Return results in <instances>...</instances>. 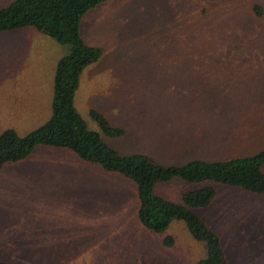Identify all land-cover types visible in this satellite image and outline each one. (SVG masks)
I'll return each instance as SVG.
<instances>
[{"label":"rangeland","instance_id":"374dc122","mask_svg":"<svg viewBox=\"0 0 264 264\" xmlns=\"http://www.w3.org/2000/svg\"><path fill=\"white\" fill-rule=\"evenodd\" d=\"M13 1L0 0V9ZM81 34L103 55L84 71L75 107L122 155L168 167L264 151V0H110L85 15ZM70 52L33 27L0 33V135H25L51 118L57 65ZM92 111L126 134L104 135ZM214 186L218 198L198 213L222 237L228 264H264V195ZM201 187L175 179L156 194L181 203ZM138 207L133 182L69 150L37 147L0 171V263L205 257L183 222L156 234Z\"/></svg>","mask_w":264,"mask_h":264},{"label":"trees","instance_id":"16d2710c","mask_svg":"<svg viewBox=\"0 0 264 264\" xmlns=\"http://www.w3.org/2000/svg\"><path fill=\"white\" fill-rule=\"evenodd\" d=\"M108 1L15 0L0 9V33L33 27L71 47L70 54L57 65L51 118L25 135L13 129L1 133L0 171L8 164L26 159L37 147L69 150L85 162L136 185L138 219L148 231L163 234L174 222H183L192 237L206 249L205 257L194 264H228L222 237L198 210L215 203L219 192L214 185L264 195V151L248 157L194 160L182 166L166 167L145 154L122 155L103 140L101 133L89 129L75 107V99L84 71L97 63L103 52L85 42L81 24L89 11ZM256 11L261 16V6ZM91 115L104 135L122 137L126 134L124 129L112 126L103 114L92 111ZM175 179L203 187L186 193L181 203L156 194L159 185ZM164 245L173 247L174 237L167 236Z\"/></svg>","mask_w":264,"mask_h":264},{"label":"crops","instance_id":"0c3cea01","mask_svg":"<svg viewBox=\"0 0 264 264\" xmlns=\"http://www.w3.org/2000/svg\"><path fill=\"white\" fill-rule=\"evenodd\" d=\"M42 34V33H41ZM48 37V36H47ZM50 38V37H49ZM51 47V46H50ZM54 50L56 49V48H53Z\"/></svg>","mask_w":264,"mask_h":264}]
</instances>
